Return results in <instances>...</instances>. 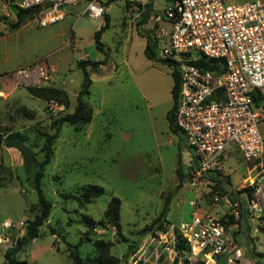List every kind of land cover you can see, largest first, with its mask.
Returning a JSON list of instances; mask_svg holds the SVG:
<instances>
[{"label":"rangeland","instance_id":"374dc122","mask_svg":"<svg viewBox=\"0 0 264 264\" xmlns=\"http://www.w3.org/2000/svg\"><path fill=\"white\" fill-rule=\"evenodd\" d=\"M98 2L103 8L98 19L81 13L86 6L82 0L65 7L70 13L53 27H39L30 17L21 19L26 23L23 30L14 40L0 43V55L8 58V68L40 58L49 66L56 64L50 77L37 86L58 88L67 99L63 104L34 97L18 85L11 95L0 92V264H7L5 249L23 234L25 222L37 212L30 176L42 156L41 132L51 133V122L73 111L81 82L77 61L104 56L103 65L88 68L91 86L85 99L92 107V119L79 129L68 124L60 127L52 159L41 178L42 191L51 202L49 215L39 235L23 245L16 258L26 264H72V251L94 264L100 254L94 241L102 240L109 244L110 256L118 259L116 264H202L200 257L190 256L184 242L178 248L182 242L171 228L178 223L184 191L191 190L193 197H186L194 201V211L230 222L233 244L245 258L264 264V208L259 214H248L242 205L234 214L232 205L235 201L244 204L245 196L257 187V177L264 174V151L260 162L254 163L231 148L222 172L206 173L189 188L196 161L183 135L171 131L166 118L172 105L171 68L143 53L145 35H155L152 16L163 0ZM4 4L6 10L0 16H17ZM145 12L149 15L142 23ZM104 13L108 15V28L101 35L105 55L95 49L93 40V33L104 23ZM261 90L258 107L264 115V87ZM21 106L32 110L33 117L18 111ZM259 129L264 139V118ZM10 132L25 134L24 144L33 152L29 171L21 153L4 145ZM178 166L182 180L176 173ZM87 184L101 186L102 195L88 203L66 197L78 196ZM258 190L264 196V182ZM112 197L119 199L118 227L105 215ZM166 202L167 210L161 215ZM84 217L92 220L91 226ZM5 221L10 226H3Z\"/></svg>","mask_w":264,"mask_h":264},{"label":"built area","instance_id":"2783aa9c","mask_svg":"<svg viewBox=\"0 0 264 264\" xmlns=\"http://www.w3.org/2000/svg\"><path fill=\"white\" fill-rule=\"evenodd\" d=\"M80 1L17 0V5L36 10L37 24L44 27L62 20L64 8ZM84 11L98 19L103 8L98 0H86ZM152 18L158 55L174 61L180 73L174 123L196 158L188 186L195 187L206 173L223 171L231 148L247 162H260L264 139L259 123L264 115L253 95L264 87V0H163ZM198 56L221 60L225 70L198 68L191 63ZM48 73L46 59L40 58L10 74L16 85L27 87L45 81ZM259 182H264L263 173L243 206L232 203L234 214L241 206L248 214L262 211ZM171 228L189 246L190 256L200 257L202 264H214L224 253L222 264H255L233 244L230 227L219 218L193 211L189 219Z\"/></svg>","mask_w":264,"mask_h":264},{"label":"trees","instance_id":"16d2710c","mask_svg":"<svg viewBox=\"0 0 264 264\" xmlns=\"http://www.w3.org/2000/svg\"><path fill=\"white\" fill-rule=\"evenodd\" d=\"M30 11H32L35 15L36 10L21 9V8H19V10L16 12V15L20 21L21 19L26 17H30V19H32L34 18V16L32 15L33 13H31ZM148 15H149L148 12L143 13V16L140 21L143 23L147 19ZM103 21L104 23L99 27V29H97L93 33V40H94L95 49L105 55L106 52L103 48V43L101 42L102 32L108 28V15L105 13L103 15ZM143 53L148 59L166 65L167 67L171 68L170 74L173 80V85L171 87L172 105L170 109L167 111L166 118L170 130L173 132H180L174 123V110L176 107L179 85H180V73L177 69V65L174 61L161 58L158 55L155 39L152 36V33L149 35L148 34L145 35V45H144ZM105 60L106 58L104 56V58L101 59H81L77 61L76 65L81 72V82H80L79 90L76 95V105L73 111L71 113L62 115L57 119L53 120L51 122V127L53 129L51 133L41 132V135L43 136V144L41 147L42 156L40 160L35 161V168L32 169L30 176V184L35 190L37 196V212L33 215L32 218L28 219L25 222L23 234L19 238H16V240L14 241V243H12L10 247L5 249L3 258L7 264H26V261L17 259L15 254L18 251H20L23 245L27 244L29 241H31L32 239L36 238L39 235V227L42 225V223L47 219L49 215L51 209V202L45 197L42 191L41 178L43 176L45 166L52 159L53 143L55 139L58 137L59 129L63 124L72 125L75 128L79 129L91 121L92 112H93L92 107L85 99V97L89 94V88L91 86V79L89 77L88 68L95 70L100 65H103L105 63ZM191 63L200 69L210 70L217 73H221L225 70V66L221 60L207 59L206 57L203 56H198V58ZM25 88L31 96L39 97L47 100L54 99L63 104L67 103V99L64 91L59 90L58 88H54L53 86L34 85V86H27ZM261 98H262V90L258 89L256 93L253 95L254 102L257 106ZM18 111H20L24 116L28 118H31L34 115L33 111L26 108L25 106L19 107ZM24 142H25V134H23L22 132H10L7 134L4 140V145L8 147H13L16 150H18L24 159L26 168H28L27 163L31 160L33 152L29 147H27L24 144ZM193 157L196 161L194 155ZM27 171H29V168L27 169ZM176 173L179 176V179L182 180V173L179 166L176 169ZM210 174H216V173H210ZM247 189L251 191L252 188H247ZM103 191H104L103 188L99 185L87 184L81 189V192L78 196L68 195L66 197H73L79 200L80 202L88 203L91 202L93 198L102 195ZM118 204H119V199L117 197H112L108 202L105 211V215L107 217L108 222H110L111 224L117 227H118ZM241 205H243L242 202ZM166 210H167V202L166 204H164V207L162 208L161 215H163ZM230 218H232L231 215ZM158 219L159 218H157V220H155L154 222H157ZM240 219L241 217H238V221H240ZM219 220L225 223L227 226L230 223L227 222L223 217L219 218ZM84 221L89 226H91L92 220L84 217ZM181 242H182L181 244L178 243V248H181L182 244H184L182 240ZM94 245L96 249L99 251L98 253H100L98 257L94 259V264L95 262L96 264L117 263L118 259L110 256L108 252L109 244L107 242H104L102 240H95ZM70 257L72 259V264H88L75 252L71 251ZM29 264H37V263L31 262Z\"/></svg>","mask_w":264,"mask_h":264},{"label":"crops","instance_id":"0c3cea01","mask_svg":"<svg viewBox=\"0 0 264 264\" xmlns=\"http://www.w3.org/2000/svg\"><path fill=\"white\" fill-rule=\"evenodd\" d=\"M4 3H5L4 0H0V13L3 12V10L5 9V4ZM14 3L17 5V0H14ZM69 10H66L64 8V13H65L64 18L62 20L56 22V23H53V24H50V25H47V26H52L53 27V26L57 25V23H59L61 21H64L66 19V16L70 13ZM81 13H83V15H84L85 11H83ZM6 16H9V15L6 13V14H4V16L3 15L0 16V19H2V21H0V43H4V42H6L7 40H10V39L14 40L15 34L20 33L23 30V27L26 24L25 21H19L17 16H15L13 19L10 16L8 17V19H6ZM33 19L36 20V17L33 18ZM30 20H32V19H30ZM39 27H41V26H39ZM70 36H71V34H70ZM7 63H8V58L6 56H1L0 55V92H3L6 95L7 94L11 95L13 93V91L15 90V88H17V85H16V83L14 81L13 76L10 73L13 70H15L16 68L24 66V65H27V64H30V63L26 62V61H24L22 63L17 62V64L14 65L15 67H11V68H8V64ZM48 68H49V73H48L47 77L49 78L51 72L57 68V65L56 64H51L50 66L48 65ZM192 193L193 192H191V190H185L184 191L182 201H180L182 206L178 210V213H179L178 223L180 221H182V220L189 219L190 215L194 211V207L190 204V202L193 201V200L189 199V198L193 197ZM186 195H189L190 197L187 198Z\"/></svg>","mask_w":264,"mask_h":264},{"label":"water","instance_id":"95a60500","mask_svg":"<svg viewBox=\"0 0 264 264\" xmlns=\"http://www.w3.org/2000/svg\"><path fill=\"white\" fill-rule=\"evenodd\" d=\"M4 2L7 4V6H8V8L12 11V12H17L18 11V6L16 5V4H13V3H11V0H4ZM87 15V13L85 12V14H84V16H86ZM15 232L16 233H20V231L19 230H15ZM15 239H13V241H14ZM225 259H226V254L224 253V254H222L221 256H219L217 259H216V261H215V263L214 264H222L224 261H225Z\"/></svg>","mask_w":264,"mask_h":264}]
</instances>
